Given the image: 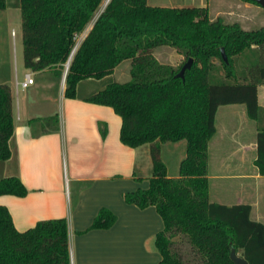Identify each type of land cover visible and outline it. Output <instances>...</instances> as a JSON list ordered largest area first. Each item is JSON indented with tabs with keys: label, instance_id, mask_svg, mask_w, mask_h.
Returning <instances> with one entry per match:
<instances>
[{
	"label": "trees",
	"instance_id": "trees-1",
	"mask_svg": "<svg viewBox=\"0 0 264 264\" xmlns=\"http://www.w3.org/2000/svg\"><path fill=\"white\" fill-rule=\"evenodd\" d=\"M0 0V11L21 10L24 66L33 73L49 72L62 82L65 96L77 98L86 80L113 76L131 61V80H110L87 102L112 108L122 119L121 142L137 149L149 145L153 166L148 189L124 194L128 205L155 207L164 223L155 247L159 264H235L233 249L249 264H264V224L251 219L249 205L228 207L210 202L209 143L217 133L220 107L245 105L259 128L256 166L264 176V27L246 30L239 23L212 20L207 7H152L149 0ZM256 4L251 0H244ZM92 25V29L79 43ZM173 48L193 59L181 69L162 64L155 56ZM224 49L229 64H226ZM35 135L59 131L58 116L30 122ZM14 96L10 84H0V161L13 158ZM103 137L106 130L102 129ZM186 141V156L178 177L168 175L161 145ZM26 197L17 176L0 179V196ZM117 217L99 211L87 230H108ZM0 264H72L66 219L39 222L16 230L7 208L0 206Z\"/></svg>",
	"mask_w": 264,
	"mask_h": 264
},
{
	"label": "crops",
	"instance_id": "crops-1",
	"mask_svg": "<svg viewBox=\"0 0 264 264\" xmlns=\"http://www.w3.org/2000/svg\"><path fill=\"white\" fill-rule=\"evenodd\" d=\"M16 9L8 12L10 19L16 17ZM1 73L0 84H10L13 91L15 132L13 158L0 161V179L17 176L28 189L23 198L0 196V206L10 212L16 230L26 232L42 221L66 219L72 264H159L162 257L155 239L164 230L161 216L155 207L141 210L124 200L126 193L149 188L153 174L149 145L125 146L120 139L121 117L110 107L86 101L107 83L88 87L81 95L83 84L110 77L81 82L77 98L68 99L66 83H58L47 71L33 73L46 79L35 80L26 89L17 88L16 81H24L30 72L25 71L22 80L17 72L14 78ZM259 102L264 107V85L259 87ZM54 116L60 119L59 131L36 136L38 127L30 122ZM216 129L209 143L210 202L249 205L251 219L264 224V176L256 166L257 122L249 118L245 105L222 106ZM142 172L146 174L141 176ZM103 208L117 222L111 229L87 232Z\"/></svg>",
	"mask_w": 264,
	"mask_h": 264
},
{
	"label": "rangeland",
	"instance_id": "rangeland-1",
	"mask_svg": "<svg viewBox=\"0 0 264 264\" xmlns=\"http://www.w3.org/2000/svg\"><path fill=\"white\" fill-rule=\"evenodd\" d=\"M10 2L15 3L16 0H10ZM106 3L105 1L102 4L99 13L104 10ZM201 4L206 5L212 20L222 18L227 24L239 23L246 30H257L264 27L263 8L258 4L244 0H149V5L152 7L193 8L199 7ZM11 9H13L12 6L5 11H0V70L3 72L1 74L11 73L13 78L17 72L20 80H22L25 71L33 72L27 70L23 65V20L21 10L16 9V17L10 19L8 12ZM84 37L85 34L79 38V43L84 40ZM155 56L162 64L170 65L176 69L183 68L188 62L184 56L169 47L157 50ZM130 70L131 61H125L117 68L114 76H111L108 80L83 84L81 95L86 94L88 87H99V85L108 83L112 79L118 83L129 82L131 80ZM34 76L37 82L43 81L46 77L36 74ZM164 147L163 158L168 167V172L171 176H178L181 160L186 156V141H182L181 144L169 142ZM145 174L143 173L141 176ZM135 183L143 184L144 180H136ZM238 255L242 256V252L238 251Z\"/></svg>",
	"mask_w": 264,
	"mask_h": 264
},
{
	"label": "water",
	"instance_id": "water-1",
	"mask_svg": "<svg viewBox=\"0 0 264 264\" xmlns=\"http://www.w3.org/2000/svg\"><path fill=\"white\" fill-rule=\"evenodd\" d=\"M251 1H253V2H255L256 4H258L259 6H261V7L263 8V10H264V0H251ZM109 2H110V0L107 1L105 8H106L107 5L109 4ZM105 8H104V10H105ZM104 10H103V11H104ZM103 11H102V12H103ZM75 52H76V50L74 51V53H73V55H72V57H71L69 63L67 64V70H66V73H65V75H64V80H63L64 83H65V81H66L67 73H68V71H69L70 62L72 61ZM222 55H223V59H224L225 63H226V64H229V59H228V57H227V55H226L224 49L222 50ZM193 63H194V62H193V59H189V61L187 62V64H185V65L183 66V68L181 69V71H180V73L178 74L177 77H178V78H181V79H184V78H185V73H186V71H187V70H190V69L192 68ZM231 259H232V261H233L235 264H249V263H248L243 257H241V256L238 255L236 249H233V250H232V252H231Z\"/></svg>",
	"mask_w": 264,
	"mask_h": 264
},
{
	"label": "built area",
	"instance_id": "built-area-1",
	"mask_svg": "<svg viewBox=\"0 0 264 264\" xmlns=\"http://www.w3.org/2000/svg\"><path fill=\"white\" fill-rule=\"evenodd\" d=\"M35 84V79H34V74L33 73H27L25 75L24 81L19 82L18 80L16 81V87L17 88H23L26 89L32 85Z\"/></svg>",
	"mask_w": 264,
	"mask_h": 264
}]
</instances>
